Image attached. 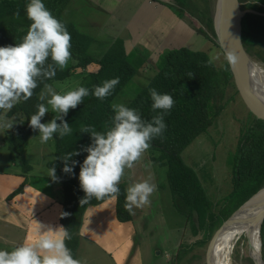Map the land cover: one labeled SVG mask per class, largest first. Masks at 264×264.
<instances>
[{
	"label": "trees",
	"instance_id": "trees-1",
	"mask_svg": "<svg viewBox=\"0 0 264 264\" xmlns=\"http://www.w3.org/2000/svg\"><path fill=\"white\" fill-rule=\"evenodd\" d=\"M175 1L176 5L174 6L183 14L188 12L189 17L199 15L201 25H196V29L206 38L208 46L205 48H203L204 46L199 48V45L194 46L192 44L194 40L189 45L164 50L157 63L153 78L145 86L139 87L125 106L137 109L145 121H151L152 117L160 114L162 110L154 111L152 109L153 101L149 89L155 88L159 94H170L175 100L174 107L164 114L166 130L161 137H156L151 141L149 149L152 152H159L158 155H151L153 161L167 166L173 203L185 215L186 221L191 226L192 234L196 236L200 232L203 233L202 239L196 240L194 243H180L175 260V263L178 264L194 248L195 244H206L213 233L233 212L258 191L264 189V120L255 116L247 107L254 116H252V121L248 120L250 124L242 130L233 159L231 158L230 161V165H232L231 190L228 194L218 198L217 202H213L197 171L184 160L183 151L198 136L207 132L210 126L215 125L220 109L226 102L227 89L234 88L237 94L239 91L226 57L219 65L214 59L211 64L208 63L209 59L214 57L211 54L213 46L221 48L214 29L216 0ZM28 2L29 0H0V46L22 42L31 24L26 14ZM73 2L74 0H43L52 14L66 24L67 30L71 34V61L74 60V63L70 61L64 70L57 69L56 76L41 81L29 100H21L6 113L7 116L13 117L15 120L12 122L14 123L13 127L6 131L4 139L12 156L19 157L24 163L25 172H29L31 166L24 158L25 144L34 132L29 126V122L31 115L38 111L36 105L43 103L38 98L44 85L64 80L76 70H81L84 75L78 87H86L91 93L95 86H102L104 81L119 78V83L110 96L98 99L90 94L84 97L83 103L69 110L64 120L70 125L72 133L63 138H60L58 133L54 134L55 157L47 163L50 169L52 167L56 169L58 179H52V181L59 183L62 190L60 221L72 234V239L66 241V244L72 250L74 257L77 258L79 230L84 212L87 207L98 205L104 201L92 198L88 203L83 205L80 203L85 196L80 187V167L88 155L84 149L92 143L91 134L82 133L81 128L91 126L98 132H106L111 127L112 118L115 115L111 105L132 79L137 67H134L128 55L124 54L121 41L112 44L102 55L97 56L90 52L91 35L65 18L64 12ZM17 11L19 18L16 16ZM259 17L262 18V21L255 20L258 32H250L246 28V31L242 30V40L247 52L251 56H255L258 61L264 62V49L254 53L248 47L249 44H260L261 46L264 44V16ZM205 26L209 29L204 28ZM202 41H204L203 38ZM210 42L214 43L212 47H209ZM49 62H51L50 58ZM189 73H194V76L190 78ZM223 100L225 101L222 102ZM1 115L2 110H0V117ZM61 122L57 121V123ZM72 151H79L80 154L71 157V160L68 161L70 165L72 161H77V163L73 165L71 173H66L63 171L64 161L58 158ZM127 186L128 183H120V195L116 198L117 216L121 221L134 219L133 215H130L124 208ZM23 187L24 183L18 186L11 196L21 192ZM215 207H218L217 211ZM64 213H68V215L65 216ZM263 227L264 220L261 227L262 258L264 260ZM193 257L200 256L194 255ZM248 260L250 264H254L250 256Z\"/></svg>",
	"mask_w": 264,
	"mask_h": 264
},
{
	"label": "clouds",
	"instance_id": "clouds-1",
	"mask_svg": "<svg viewBox=\"0 0 264 264\" xmlns=\"http://www.w3.org/2000/svg\"><path fill=\"white\" fill-rule=\"evenodd\" d=\"M26 14L31 24L22 42L0 46V110L5 112L21 100H29L41 81L54 78L57 69H66L72 60L71 34L66 24L52 14L43 0H29ZM16 16L19 18L18 11ZM213 59L210 58L208 63L211 64ZM226 59L234 66L239 58L233 52H228ZM193 76L194 73H189L190 78ZM118 83L117 77L104 81L102 86H95L91 93L88 88L81 86L64 94L57 93L50 84H45V90L38 99L44 101L46 96L50 97L47 105L51 106L55 116L50 122L42 123V117L49 109L45 103H38V111L31 115L29 126L34 131L39 130L41 143H47L57 133L63 138L72 133L70 125L64 120L69 110L83 103L84 97L90 94L98 99L110 96ZM149 92L153 101L152 109L162 110L151 121H145L137 109L113 103L111 107L115 115L106 132H98L91 126L81 128L82 133H90L92 138V143L84 149L88 155L79 173L80 187L85 193L81 205L92 198L115 200L120 195L119 185L126 170L143 163L151 141L163 135L167 127L164 114L174 107L175 100L170 94H159L155 88L149 89ZM58 120L62 122L57 123ZM13 125L11 121L0 122V127L6 130ZM79 154V151H72L58 158L64 161V172L73 171L77 161H72L71 165L68 161ZM143 166L150 169L152 162L148 161ZM50 177L58 179L55 167L51 168ZM156 190L157 184L153 182L151 174L146 179L129 184L125 189V211L134 215V209L150 205V197ZM71 239L72 234L63 225L53 227L41 224L35 238H26L11 251L0 250V264H87L85 260L74 257L66 244Z\"/></svg>",
	"mask_w": 264,
	"mask_h": 264
},
{
	"label": "rangeland",
	"instance_id": "rangeland-1",
	"mask_svg": "<svg viewBox=\"0 0 264 264\" xmlns=\"http://www.w3.org/2000/svg\"><path fill=\"white\" fill-rule=\"evenodd\" d=\"M167 1L176 5L175 0ZM113 2V0H109L110 5H113ZM86 4L87 1L81 3V6L85 9L84 14L93 13L97 15L94 7H88ZM185 15L190 21L192 20L191 22H193V24L197 26L201 25L199 22V15L189 17L188 12H186ZM204 28L209 29L206 26ZM97 32L100 36L102 35L101 31ZM95 43L98 44L100 41H96L95 38ZM209 44V47H212L214 43L212 44L210 42ZM261 49L264 48L257 47L253 50V52L255 53ZM98 51L97 47H95L93 51L92 47L90 48V52L97 53ZM211 54H213L214 60L218 65L225 60V55L223 54L222 49L216 45L213 46ZM252 57L256 62L255 56ZM71 62L74 63V60ZM256 64L264 68V64L262 62L257 61ZM83 75L84 74L81 70H76L70 77L64 80L51 82L49 84L57 91V93L64 94L77 88L82 82ZM258 84L264 91V84L259 81ZM137 89V87H132L131 85L125 87L115 98L114 103L126 105L134 96ZM44 90L45 89L42 91ZM49 98L50 97L46 96V99L43 101V103H45L48 107L49 112L42 117V123L50 122L55 116V113L52 112L51 106L47 105V99ZM225 100L226 102L220 109L215 125L213 124V126H210L207 132L198 136L183 151L184 160L197 171L205 190L213 202H217L219 200L218 198L228 194L231 190L232 165H230V161L231 158L233 159V154L236 150L237 142L242 134V130L250 124L248 122L252 121V116H254L248 110L247 105L243 102L240 94L235 92L234 88L227 89ZM6 113L7 112L2 110L0 122H13L15 119L7 116ZM6 131L7 130L5 128L0 127V182L1 178H10V181L0 184V250L11 251L15 246L23 243L26 238H33V236H36L37 233L34 232L33 226L29 225L24 220L28 215L19 213V202L14 205L15 200H17L19 196L15 200L10 201L9 199H11L12 196L4 197V195L9 191L10 193H13L22 181L25 180L26 182H29V178L27 179V177H36V180L38 181V188L40 189L45 188L44 190H48L51 186L58 189L61 199L62 190L59 189V183L52 181V178L50 177L51 169L47 166V163L55 157L56 149L54 136L47 143H41L39 130L37 129L33 132L25 144L24 158L27 164L31 166L29 172H25L24 163L19 157L14 158L12 156L9 147L5 142L4 138ZM158 153V151L152 152L148 149L144 155L143 163H138L133 169L126 170V174L120 182L128 183L129 185L142 179H146L151 174L153 182L157 184V190L150 197V205L145 206L142 209H134V223L130 220H119L125 227V232H123L121 237L123 239L120 241L121 243L119 248L114 255L115 258H118L119 261H117L119 264H176L175 260L180 249V243L187 242L188 244H191L203 237L202 232L196 236L192 234L191 226L186 221L185 215L174 205L172 199V189L167 175V166L159 164L151 159V155H158ZM148 161L152 162V167L150 169H145L143 165ZM16 175H23L24 177L22 180H18ZM49 179L52 183L47 181ZM13 180H15L14 183ZM17 180L20 182H17ZM257 193L251 197L252 199L250 198V202L264 200V189L258 194ZM17 195H19V193L15 196ZM14 206H16V208ZM36 206L39 205L36 204ZM113 207L115 208V201H113ZM14 209H16V223L11 220ZM215 210L217 211L218 207H215ZM30 213L31 212H28V214ZM116 215L115 211V216ZM213 235L206 242V244H195L194 248L189 251L178 264H207V250ZM118 241L119 240H117V242ZM86 244L88 246L92 245V243L89 242ZM222 248L219 249L220 254H218V251L215 256L218 264H223V260L227 256L226 253H223L225 250L222 251ZM85 252L86 247L81 249L82 260H85ZM194 255H199L200 257L194 258ZM249 256L250 245L248 238L245 235L242 236L236 243L234 251L231 255V264H250V261L248 260ZM97 258H99L98 254L90 260V264H100L98 260H96Z\"/></svg>",
	"mask_w": 264,
	"mask_h": 264
},
{
	"label": "crops",
	"instance_id": "crops-1",
	"mask_svg": "<svg viewBox=\"0 0 264 264\" xmlns=\"http://www.w3.org/2000/svg\"><path fill=\"white\" fill-rule=\"evenodd\" d=\"M84 1H87L88 7H94L97 15L84 14L85 9L81 6ZM113 1V5H110L109 0H74L64 15L67 20L74 22L82 31L91 35L90 48L92 47V51L95 47L99 50L97 53L92 52L94 55H102L115 42H122L124 54H127L134 67H137V71L125 87L145 86L155 75L157 63L166 49L189 45L194 40L192 43L194 46L199 45V48L208 46V41L197 31L196 25L167 0ZM97 31H101L102 35L100 36ZM95 38L100 43L96 44ZM16 177L22 180L24 176ZM28 178L29 182H21L24 183V187L19 195H14L9 200H15L19 196L14 205L19 202V213L28 215L24 220L33 226L35 233L41 224L53 227L62 225L60 221L62 203L58 189L53 186L48 190L40 189L36 177ZM18 180L17 182H20ZM8 181L9 177L1 178L0 184ZM47 181L52 183L50 179ZM13 188L15 189L14 186ZM9 193L10 191L4 197H11L12 192ZM116 202L117 199H106L98 205L87 207L84 212L79 230L77 258H82L81 249L86 247L87 264H90V260L96 254L99 255L96 260L100 264H119L118 258L114 255L123 239L121 237L125 227L117 215L115 216ZM11 220L16 223V209L13 210ZM130 221L134 223V219ZM87 242L92 245L88 246Z\"/></svg>",
	"mask_w": 264,
	"mask_h": 264
},
{
	"label": "water",
	"instance_id": "water-1",
	"mask_svg": "<svg viewBox=\"0 0 264 264\" xmlns=\"http://www.w3.org/2000/svg\"><path fill=\"white\" fill-rule=\"evenodd\" d=\"M244 14L245 11L241 9L239 0H216L214 10V29L218 43L222 48L225 57L227 56L228 52H233L239 58L236 65L233 66L229 64L239 94L241 95L249 110L255 116L264 120V99L256 92L255 88L251 84L249 69L251 56L247 52L242 40V17ZM251 199L240 206L235 212H233L229 218L216 230L208 246L206 255L207 264H212L211 250L217 236L231 221L234 215L250 203ZM261 219L263 222L264 215ZM250 257L252 258L254 264H256L255 259L251 256V254Z\"/></svg>",
	"mask_w": 264,
	"mask_h": 264
},
{
	"label": "bare ground",
	"instance_id": "bare-ground-1",
	"mask_svg": "<svg viewBox=\"0 0 264 264\" xmlns=\"http://www.w3.org/2000/svg\"><path fill=\"white\" fill-rule=\"evenodd\" d=\"M258 60L256 59V62ZM253 57L249 64L250 81L256 92L264 99V91L260 88L258 81L264 84V68L256 64ZM259 62V61H258ZM264 215V200L253 201L247 204L243 209L234 215L231 221L222 229L217 236L211 250L212 264H217L216 254L219 249L227 256L223 260V264H231V255L234 251L236 243L242 236H247L250 245V254L255 259L256 264H264L261 257V239L260 226L262 224V216ZM249 234V235H248ZM221 251V254H222ZM220 254V251L219 253ZM220 263V262H219Z\"/></svg>",
	"mask_w": 264,
	"mask_h": 264
},
{
	"label": "flooded vegetation",
	"instance_id": "flooded-vegetation-1",
	"mask_svg": "<svg viewBox=\"0 0 264 264\" xmlns=\"http://www.w3.org/2000/svg\"><path fill=\"white\" fill-rule=\"evenodd\" d=\"M240 7L245 14L242 17V30L258 32V28L255 24V20H261L259 16H264V0H239ZM264 21V19H263ZM260 44H249L248 47L254 50L257 47H260ZM264 48V44L261 46ZM252 57V56H251ZM256 58V57H255ZM263 64L264 62L261 61Z\"/></svg>",
	"mask_w": 264,
	"mask_h": 264
}]
</instances>
